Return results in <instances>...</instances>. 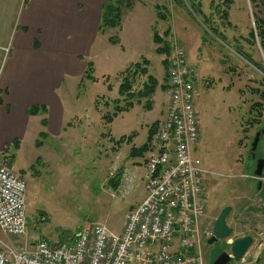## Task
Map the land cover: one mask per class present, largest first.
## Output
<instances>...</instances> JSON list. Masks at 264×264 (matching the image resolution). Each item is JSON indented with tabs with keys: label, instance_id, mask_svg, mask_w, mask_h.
<instances>
[{
	"label": "rangeland",
	"instance_id": "obj_1",
	"mask_svg": "<svg viewBox=\"0 0 264 264\" xmlns=\"http://www.w3.org/2000/svg\"><path fill=\"white\" fill-rule=\"evenodd\" d=\"M122 1L121 26L106 27L93 45H87L82 51L84 58L94 64L97 80L85 78L80 83L79 79L73 81L75 78L63 72L58 91L63 102V121L73 115L79 116L78 120L90 118L87 126L73 123V137L66 141L56 137L52 141L51 148L55 143L68 152L79 145L74 138L83 144L80 154L73 152V157L65 159V174L56 172L60 157L57 163L43 164L40 156L37 163L25 141L19 152L12 149L16 144L11 146L15 156L11 169L17 173L19 167L25 170L22 175L26 183L28 236L38 232L51 241L65 240L86 222L102 223L110 232L118 233L132 205L143 200L144 163L154 151V135L149 138L150 128L154 123L159 127L163 122L169 98L163 64L166 56L157 52L164 42L153 40L154 31H157L169 44L170 53L175 45L183 48L185 62L194 71L199 138L192 154L207 171L203 176L206 214L201 221L200 236L204 264H212L220 252L230 254L232 241L246 235L253 241L245 255L228 264H264V179L254 176L257 159L264 158V132L259 137L255 158L248 156L254 135L264 130V95H261L264 54L258 43L248 41V32L254 26L253 15L258 12L257 0H232L228 20L221 15L226 9L224 0H200L207 23L225 36L224 41L210 32L203 23V14L193 12L188 0ZM27 3L28 0L21 1V15ZM41 3L44 6L39 9V18H30L26 25L28 33L22 36L30 40L35 36L45 37L47 42L50 38L63 37L53 22V5L47 1ZM167 29L170 33L164 36ZM116 36L119 42L109 44V38ZM143 59H146L147 73L136 76L132 90H142L148 75L156 79V86L150 94L137 95L131 105L120 109L125 103L118 93L122 73L129 65ZM257 102L261 104L255 106ZM254 106L260 110L259 114L251 109ZM105 113H113L110 121L103 117ZM64 128L71 131L67 123ZM82 134H87V139H81ZM145 143L148 147L142 154L129 156L130 151ZM4 158L8 162L0 165L10 167V155ZM77 161L84 166L82 170H75ZM126 169L132 174L133 182L130 184L131 177L125 176L123 184L115 191L109 177L118 176L120 171L125 173ZM34 171L37 176L30 178ZM60 181L67 187L64 199L50 196L56 187L54 183ZM38 189L46 198L33 199ZM113 192L115 196L111 195ZM225 206L231 207L226 222L232 233L228 238L208 244L206 238L211 235L215 220ZM0 239L9 238L0 231Z\"/></svg>",
	"mask_w": 264,
	"mask_h": 264
},
{
	"label": "built area",
	"instance_id": "obj_2",
	"mask_svg": "<svg viewBox=\"0 0 264 264\" xmlns=\"http://www.w3.org/2000/svg\"><path fill=\"white\" fill-rule=\"evenodd\" d=\"M167 63L169 98L153 134L154 151L144 163L145 197L127 212L120 232L86 222L65 240L51 241L38 232L29 237L25 179L0 165V231L9 238L0 239V264H204L200 236L207 171L192 154L199 138L194 71L177 45Z\"/></svg>",
	"mask_w": 264,
	"mask_h": 264
},
{
	"label": "crops",
	"instance_id": "obj_3",
	"mask_svg": "<svg viewBox=\"0 0 264 264\" xmlns=\"http://www.w3.org/2000/svg\"><path fill=\"white\" fill-rule=\"evenodd\" d=\"M21 1L0 0V163L7 161L4 157L10 155L9 166L12 168L15 156L11 146L16 144L12 149L19 152L23 141H25L30 146L32 158L37 163L40 156L43 164H48L49 161L57 163L60 157V166H56L58 169L56 172L65 174L63 169L65 159L73 157V152L80 154L83 144L74 138L76 144L80 146L78 145L73 151L68 152L63 146L55 143L51 148L52 141L56 137L61 141L73 137L72 130L76 122H79L80 126L82 124L87 126L90 118L86 116L85 120H78L79 116L73 115L68 117L69 120L63 121L65 114H63V102L60 100L58 91L64 73L75 78L73 81L79 79L81 83L85 79L84 73L89 61L84 58L82 51L87 45H93L97 37L99 38L102 34L98 27L101 21L102 7L106 0H28L26 10L22 15ZM46 1L53 5L54 8L51 11L54 14L53 22L57 24V31L64 36L50 38L49 42L45 37L40 36H35L32 40L24 38L22 34L28 33L27 23L31 17L39 18V9L44 6L41 2ZM11 37L12 43L10 42ZM93 68L92 75L97 80L94 64ZM32 106L38 107L39 110L36 113H29L28 109ZM74 122L75 124H73ZM66 123L71 128L69 132L64 128ZM82 132L85 133L84 130ZM80 138L87 139V134H82ZM5 147L9 150L3 153ZM130 153V157L134 156ZM74 168L79 171L84 166L77 161ZM17 169L21 175L25 171L20 167ZM117 175L109 177V183L115 188V191L123 184L125 176L131 177L130 184L133 182V176L128 169L125 173L120 171ZM29 176L30 178L37 176V172L34 171ZM54 186L56 187L50 196L64 199L67 195V187L64 182H56ZM111 195L115 196V193L113 192ZM144 197L145 194L142 199ZM41 198L44 199L46 196L44 194L42 196L38 189L34 192L33 199Z\"/></svg>",
	"mask_w": 264,
	"mask_h": 264
},
{
	"label": "trees",
	"instance_id": "obj_4",
	"mask_svg": "<svg viewBox=\"0 0 264 264\" xmlns=\"http://www.w3.org/2000/svg\"><path fill=\"white\" fill-rule=\"evenodd\" d=\"M122 0H106V2L103 4L102 7V14H101V21L99 24V31H103L106 29V27H120L121 26V10L120 7L122 5ZM191 9L193 10V12H196L197 14H203V23L206 27H208V29L210 30V32L214 35L217 36L218 38H220L221 40H225V36L218 32L216 27H212L211 25H209L204 17V13H202V9H201V3L200 0H188ZM232 0H224L223 1V5L225 6L226 9H223L221 11V15L222 18L225 20H228V9L229 6L231 5ZM256 8L258 10V12H256V15H253V28H251L248 32V41L251 44H256L258 43L259 48L261 50V52L264 54V0H257L256 3ZM158 9V8H157ZM157 15L160 16L161 14L159 13V11L157 12ZM229 23V22H228ZM230 25V23H229ZM170 33V30L167 29L164 32V36H168ZM162 36L159 35V33H157V31H154V35H153V40L156 43H160V42H164V44L162 46H159L157 48V52L160 53H165L166 58L163 59V64L166 70V74H165V79L167 77V68H168V63H167V57L170 54V50H169V44L166 43L164 40H162ZM109 41L113 43H118V39L117 36L114 37H110ZM245 59H247L248 61H250L245 55H243L242 53H240ZM145 62L146 59H143L141 61H138L134 64L129 65L124 71H123V78L121 80V83L118 87V93L120 96H122V100L125 101L124 106H119L120 109L122 108H127L128 105H131L134 101V97L137 95L143 96V95H148L150 94L153 90L154 87L156 86V79L151 76L148 75L146 82L143 84L142 86V90H139L138 92H135L132 90V86L133 83L135 81V78L138 74H142L145 75L147 73L146 67H145ZM93 65L91 62H87V69L85 70L84 76L86 79H90V80H95V78L93 77ZM261 95H264V91L261 93ZM118 100V99H116ZM1 103V100H0ZM261 103H255L256 105H259ZM251 107V109L258 111V114L260 112V110L257 109V107ZM118 107V108H119ZM250 109V111H251ZM39 110L38 107L36 106H32L28 109L29 113H36ZM44 110V108H43ZM116 113V111L114 112V114ZM112 115L113 113H105V115L103 116L105 118L106 121H110L112 119ZM157 128V125L155 126V123L151 126L150 128V135L149 138L152 137V135L155 133ZM122 139H120L121 141ZM6 149V147H5ZM4 149V150H5ZM147 149V144H143L141 147L136 148L135 150L131 151L130 154L135 155L137 153L142 154L145 150ZM146 160V159H145ZM43 214V213H42Z\"/></svg>",
	"mask_w": 264,
	"mask_h": 264
},
{
	"label": "water",
	"instance_id": "obj_5",
	"mask_svg": "<svg viewBox=\"0 0 264 264\" xmlns=\"http://www.w3.org/2000/svg\"><path fill=\"white\" fill-rule=\"evenodd\" d=\"M264 132V130H260L257 132L252 140L251 148H250V157L255 158V150L257 147V143L259 141L260 135ZM264 169V158H258L256 161V166L254 170V174L257 177H261L263 175ZM231 210L230 206H225L221 212L219 213L217 219L212 228V236L207 240L208 244L214 243L217 240H223L228 238L232 233V228L227 225L226 217ZM253 239L250 235H246L241 238H236L230 244L231 253L228 254L226 252H220L216 258L213 260L212 264H228L231 260L238 261L243 258L247 249L251 245Z\"/></svg>",
	"mask_w": 264,
	"mask_h": 264
},
{
	"label": "flooded vegetation",
	"instance_id": "obj_6",
	"mask_svg": "<svg viewBox=\"0 0 264 264\" xmlns=\"http://www.w3.org/2000/svg\"><path fill=\"white\" fill-rule=\"evenodd\" d=\"M249 157H250V152H249V155H248ZM256 161V160H255ZM256 166V165H255ZM254 170H255V167H254ZM263 174H264V169H263ZM212 236V233H211V235L210 236H208L207 238H206V242H207V240L210 238ZM217 241H219V240H217ZM216 241V242H217Z\"/></svg>",
	"mask_w": 264,
	"mask_h": 264
}]
</instances>
